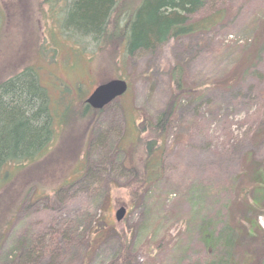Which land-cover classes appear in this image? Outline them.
Masks as SVG:
<instances>
[{
  "label": "rangeland",
  "instance_id": "374dc122",
  "mask_svg": "<svg viewBox=\"0 0 264 264\" xmlns=\"http://www.w3.org/2000/svg\"><path fill=\"white\" fill-rule=\"evenodd\" d=\"M50 1L0 0V86L22 85L27 76L15 80V75L34 69L26 75L36 76L44 90L49 105L44 98L39 105L50 108L56 135L36 160L55 173L40 178L43 200L18 215L24 235L43 244L52 236L51 243L66 245L52 264H109L124 246L134 264H207L205 231L223 226L238 231L253 220L264 231V194L252 209L243 208L252 194L240 195L251 184L264 187V0H208L190 19L221 13L215 28L118 62L112 61L111 48L95 51L93 44L70 38L64 30L72 23L70 11L64 14L62 1ZM175 68L182 72L181 94L172 78ZM114 79L126 81L128 92L90 125L75 121L80 103ZM171 101L177 104L160 170L141 186L126 169L141 161V150L131 153L135 158L128 165L116 145L122 137L126 145L141 118L155 121ZM13 176L12 185L21 178ZM33 192L29 189L27 198ZM120 207L126 216L117 223ZM21 225L14 224L6 236L4 253ZM100 228L102 238L91 246ZM240 239L242 248L251 243ZM263 251L256 247L251 264H264ZM242 252L232 249L225 260L238 264ZM38 264L51 263L42 257Z\"/></svg>",
  "mask_w": 264,
  "mask_h": 264
},
{
  "label": "trees",
  "instance_id": "16d2710c",
  "mask_svg": "<svg viewBox=\"0 0 264 264\" xmlns=\"http://www.w3.org/2000/svg\"><path fill=\"white\" fill-rule=\"evenodd\" d=\"M61 1L64 14L68 9L69 17L71 16L70 21L73 23H70V26L67 25L69 22L66 24L67 27L64 28L67 31L66 34L77 42L80 41V44L83 42L93 44L95 51H100L101 48H111L110 55H112V61L114 59L115 62L137 52L154 51L171 39L210 31L221 20V13L198 21L190 19L205 7L208 0H57L56 2ZM45 2L51 3L50 0H45ZM72 31L78 32V36ZM29 70L32 73L34 69L29 68ZM29 70L13 78L16 80L19 76H27L26 83L19 85L18 82L9 81L0 86V110L3 108L0 122V264H38L42 257L48 258L52 264L55 257L63 253V247L66 246L59 245V243L57 245L54 240L51 243L52 236L51 240L45 244L41 239L29 240L24 235L25 223L18 216L35 202L43 200L41 195L44 194V187L41 186L40 178L44 175L55 174L52 170L48 172L44 165L36 162L38 157L47 151L49 141L56 135L50 108L49 111L48 109L43 111L39 105L40 99L44 98L43 100L48 102L46 94L39 87L36 76L26 75ZM181 74L179 68H175L172 72V78L179 94L183 93ZM28 86L33 89L32 93L26 89ZM176 104L171 101L153 122L141 118V127L133 128L135 133L128 139L127 144H123L126 139L123 137L117 143L116 150L127 155L128 165H133L135 158L133 154L141 150V161L136 162L132 167H127L126 161H122L128 172L135 175L132 178L135 179L136 184L141 186L149 184L152 182V177L158 174L161 154L165 148L164 135ZM79 108L82 111L78 112L80 116L72 117L75 121L88 120L89 125L93 116L99 113L82 103ZM90 142L91 140L88 139L87 149ZM77 158L76 154L75 159ZM139 164L142 178L136 166ZM81 170L78 169L76 172L81 175ZM15 174L21 178L14 181L13 185L11 182L9 184L8 181L12 180ZM255 175L260 178L262 176L259 172ZM32 177L34 178L31 179ZM66 182L63 186H66ZM29 189L34 191L32 198L30 195L27 198ZM250 193L253 198L250 203L244 204L243 208L247 205L250 209L259 207L264 187L251 184L249 188L243 189L240 195L247 197ZM135 199V195L129 193L130 202ZM16 223L22 224L20 233L15 236L16 238L14 237L8 251L4 253L3 246L6 236ZM100 223L99 227H109L104 222ZM101 230L102 228L90 239L91 246L102 238ZM110 230L112 229H107V231ZM54 234L56 235L57 232ZM242 237L251 241L244 248L239 246L236 240H241ZM120 240L122 245L126 243L125 237H120ZM202 244L209 254L207 264H233L225 259L231 256L232 249L237 248L243 251L238 264H251L256 247L259 246L264 250V231L260 229L256 220H253L248 228H239L238 231L223 226L217 231H205ZM126 251L127 246H124L109 264H134V258L129 253L126 254ZM250 251L252 253H249Z\"/></svg>",
  "mask_w": 264,
  "mask_h": 264
},
{
  "label": "water",
  "instance_id": "95a60500",
  "mask_svg": "<svg viewBox=\"0 0 264 264\" xmlns=\"http://www.w3.org/2000/svg\"><path fill=\"white\" fill-rule=\"evenodd\" d=\"M128 84L121 79L110 80L99 85L92 94L86 99L85 104L92 110L101 111L116 99L126 94ZM126 216V209L120 207L115 212V221L121 222Z\"/></svg>",
  "mask_w": 264,
  "mask_h": 264
},
{
  "label": "bare ground",
  "instance_id": "6f19581e",
  "mask_svg": "<svg viewBox=\"0 0 264 264\" xmlns=\"http://www.w3.org/2000/svg\"><path fill=\"white\" fill-rule=\"evenodd\" d=\"M93 47H95V46H93Z\"/></svg>",
  "mask_w": 264,
  "mask_h": 264
}]
</instances>
